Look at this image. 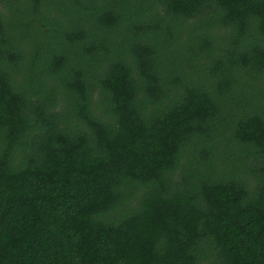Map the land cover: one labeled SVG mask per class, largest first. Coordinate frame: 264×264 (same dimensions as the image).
Listing matches in <instances>:
<instances>
[{"label":"trees","instance_id":"trees-1","mask_svg":"<svg viewBox=\"0 0 264 264\" xmlns=\"http://www.w3.org/2000/svg\"><path fill=\"white\" fill-rule=\"evenodd\" d=\"M0 264H264V0H0Z\"/></svg>","mask_w":264,"mask_h":264}]
</instances>
